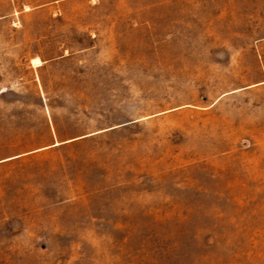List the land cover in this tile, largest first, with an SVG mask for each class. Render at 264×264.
Returning a JSON list of instances; mask_svg holds the SVG:
<instances>
[{
    "label": "rangeland",
    "instance_id": "rangeland-1",
    "mask_svg": "<svg viewBox=\"0 0 264 264\" xmlns=\"http://www.w3.org/2000/svg\"><path fill=\"white\" fill-rule=\"evenodd\" d=\"M0 264H264V0H0Z\"/></svg>",
    "mask_w": 264,
    "mask_h": 264
}]
</instances>
